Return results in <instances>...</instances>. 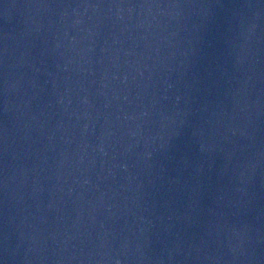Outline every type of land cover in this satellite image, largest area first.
<instances>
[{"label":"water","instance_id":"water-1","mask_svg":"<svg viewBox=\"0 0 264 264\" xmlns=\"http://www.w3.org/2000/svg\"><path fill=\"white\" fill-rule=\"evenodd\" d=\"M0 264H264V0H0Z\"/></svg>","mask_w":264,"mask_h":264}]
</instances>
